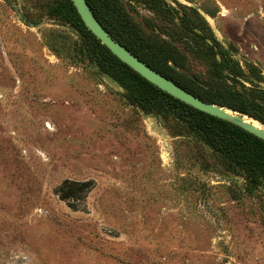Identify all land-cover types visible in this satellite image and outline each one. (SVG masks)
<instances>
[{
	"label": "rangeland",
	"instance_id": "obj_1",
	"mask_svg": "<svg viewBox=\"0 0 264 264\" xmlns=\"http://www.w3.org/2000/svg\"><path fill=\"white\" fill-rule=\"evenodd\" d=\"M114 1L180 77L210 80L215 45L264 89V0ZM62 2L0 0V264H264V181L129 105Z\"/></svg>",
	"mask_w": 264,
	"mask_h": 264
},
{
	"label": "trees",
	"instance_id": "obj_2",
	"mask_svg": "<svg viewBox=\"0 0 264 264\" xmlns=\"http://www.w3.org/2000/svg\"><path fill=\"white\" fill-rule=\"evenodd\" d=\"M96 18L110 34L133 54L156 71L171 79L204 101L225 106L264 124V89L251 78L261 81L260 73L252 68L247 75L232 58L228 49L212 46V78L203 83L180 77L172 64L175 56L164 49H156L143 35L130 17L114 0H87ZM52 15L71 26L83 42V53L123 89L129 105L140 109L147 116L165 115L178 121L199 141L218 153L231 166L241 170L251 188H258L264 181V140L241 127L201 112L175 99L149 83L129 66L114 56L87 29L71 0L55 5ZM186 30L194 31L195 24L182 19ZM221 60L217 59V56ZM244 80L250 88L242 84Z\"/></svg>",
	"mask_w": 264,
	"mask_h": 264
},
{
	"label": "water",
	"instance_id": "obj_3",
	"mask_svg": "<svg viewBox=\"0 0 264 264\" xmlns=\"http://www.w3.org/2000/svg\"><path fill=\"white\" fill-rule=\"evenodd\" d=\"M80 15L83 23L87 29L103 44L114 56H116L121 62L129 66L133 71L138 73L141 77L147 80L152 85L156 86L160 90L169 94L170 96L178 99L179 101L201 111L217 117L219 119L231 122L249 133L264 140V124L233 109L213 104L202 100L195 96L191 92L187 91L171 79L162 75L154 68L149 66L146 62L141 60L138 56L133 54L128 48L117 41L110 32L101 24L96 18L92 9L90 8L87 0H71ZM26 22V20H24ZM29 26L35 27L33 23H29ZM101 75L113 85H118L114 80L106 76L103 72ZM249 117L262 127H258L253 123L248 122L245 118Z\"/></svg>",
	"mask_w": 264,
	"mask_h": 264
},
{
	"label": "bare ground",
	"instance_id": "obj_4",
	"mask_svg": "<svg viewBox=\"0 0 264 264\" xmlns=\"http://www.w3.org/2000/svg\"><path fill=\"white\" fill-rule=\"evenodd\" d=\"M245 119H246L248 122L253 123V124H255V125L258 126V127H262L261 124H259V123H257L256 121L250 119L249 117H246Z\"/></svg>",
	"mask_w": 264,
	"mask_h": 264
}]
</instances>
